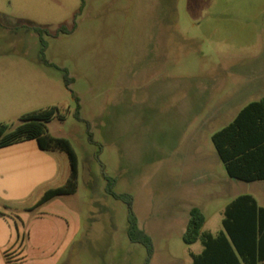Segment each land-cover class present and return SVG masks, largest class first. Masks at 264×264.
<instances>
[{
	"label": "rangeland",
	"instance_id": "1",
	"mask_svg": "<svg viewBox=\"0 0 264 264\" xmlns=\"http://www.w3.org/2000/svg\"><path fill=\"white\" fill-rule=\"evenodd\" d=\"M35 26L48 32L44 53ZM230 66L264 70V0H0V91L21 95L0 105V124L56 108L46 132L70 142L78 168L74 194L38 205L66 183L67 154L36 140L0 148V264H145L104 175L132 196L150 264L201 252L182 239L189 206L215 234L235 196L264 205V182L231 179L211 140L259 98L233 95L246 80L230 82Z\"/></svg>",
	"mask_w": 264,
	"mask_h": 264
},
{
	"label": "trees",
	"instance_id": "2",
	"mask_svg": "<svg viewBox=\"0 0 264 264\" xmlns=\"http://www.w3.org/2000/svg\"><path fill=\"white\" fill-rule=\"evenodd\" d=\"M33 30L41 38V52L44 53L46 43L42 37L48 32L37 26ZM59 32L69 31L61 27ZM64 79L69 87L72 80L67 73ZM75 100L79 103L78 98ZM79 109L78 106L76 117L81 120ZM56 113L57 109L51 108L25 114L19 118L20 125L14 129H10L7 124H0V148L36 140L41 150L61 151L68 156L70 174L66 183L62 187L48 190L38 205L55 196L74 194L77 191V157L70 142L65 138L52 137L46 132L45 123ZM211 140L230 178L244 183L264 182V97L241 109L229 124L212 135ZM104 178L107 181L106 193L127 205L129 241L145 247V264H150L154 254L153 241L138 225L132 209V196L115 193L116 180L106 175ZM205 221L206 217L200 208L190 209L182 239L187 245L199 242L202 246L200 253L189 252L191 264H264V207L259 206L253 196L240 195L224 208L222 230L216 234L203 230Z\"/></svg>",
	"mask_w": 264,
	"mask_h": 264
},
{
	"label": "crops",
	"instance_id": "3",
	"mask_svg": "<svg viewBox=\"0 0 264 264\" xmlns=\"http://www.w3.org/2000/svg\"><path fill=\"white\" fill-rule=\"evenodd\" d=\"M246 60V59H244ZM236 77H241L242 79L246 80V83L241 87H235L234 84H232V88L231 91L233 92V95H237V96H258L259 98H255V99H251V100H244L240 106V108L237 110V114L239 113V111L241 109H243L246 105H248L251 102L254 101H258L261 98L264 97V70L260 73V74H250L249 72L244 71L242 74H239V72L237 71V69L234 67L230 66V82H233ZM0 105H7V106H11L12 104H15L16 102H19L21 100V95H19V93L15 92V90H6V91H0ZM3 92V93H2ZM231 92V93H232ZM23 98V97H22ZM236 114V115H237ZM235 115V117H236ZM234 117V118H235ZM233 118V119H234ZM212 137V136H211ZM217 153V152H216ZM218 156V154H217ZM219 158V157H218ZM226 171V170H225ZM233 179V178H231ZM235 180V179H233ZM258 182H263V181H256V182H252V183H258ZM250 183V184H252ZM260 189V190H259ZM264 189V187L260 186L258 187V191H262ZM240 195H244V194H240ZM237 195L234 198H232L225 206L224 208L236 197L240 196ZM251 196L254 197V199L257 201L258 205L261 207H264L263 204H261L259 202V200L252 194H249ZM260 195V194H259ZM192 207H196V206H189L187 212H188V217H189V211ZM223 208V210H224ZM222 210V212H223ZM221 212V214H222ZM222 221V220H221ZM188 222V220H187ZM222 230V229H221ZM210 232V231H209ZM219 232V231H218ZM212 233V232H211ZM214 234V233H213ZM216 234V233H215Z\"/></svg>",
	"mask_w": 264,
	"mask_h": 264
}]
</instances>
